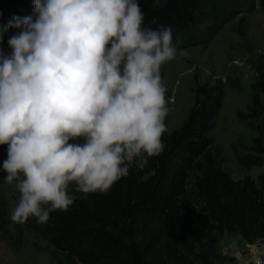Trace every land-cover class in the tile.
Returning a JSON list of instances; mask_svg holds the SVG:
<instances>
[{
  "label": "clouds",
  "instance_id": "clouds-1",
  "mask_svg": "<svg viewBox=\"0 0 264 264\" xmlns=\"http://www.w3.org/2000/svg\"><path fill=\"white\" fill-rule=\"evenodd\" d=\"M33 2L0 25V43L17 30L10 54L0 48V145L19 224H46L165 151L161 70L178 54L170 26H145L140 0Z\"/></svg>",
  "mask_w": 264,
  "mask_h": 264
},
{
  "label": "trees",
  "instance_id": "trees-1",
  "mask_svg": "<svg viewBox=\"0 0 264 264\" xmlns=\"http://www.w3.org/2000/svg\"><path fill=\"white\" fill-rule=\"evenodd\" d=\"M256 1L264 14V0ZM232 4L140 0L145 26H170L177 49L199 43L211 29L212 38ZM33 9V0H0V25ZM16 31L10 29L0 43L6 53ZM222 99L217 86H197L186 119L162 137L159 157L144 167L134 163L106 194L80 196L67 211L51 213L46 224L30 217L24 225L61 250L67 264H224L231 258L221 251L224 233L248 244L264 240V173L233 179L217 164L222 150L211 130ZM236 116L262 134L235 153L237 163L244 169L264 166V79L256 80L250 103ZM13 198L16 205L19 193ZM9 224L0 201V233Z\"/></svg>",
  "mask_w": 264,
  "mask_h": 264
},
{
  "label": "rangeland",
  "instance_id": "rangeland-1",
  "mask_svg": "<svg viewBox=\"0 0 264 264\" xmlns=\"http://www.w3.org/2000/svg\"><path fill=\"white\" fill-rule=\"evenodd\" d=\"M230 2L233 3L231 9L223 7L226 17L222 18L221 28L212 38L213 29L200 38L199 43L178 48L176 59L162 66L161 76L170 108L165 123L168 132L178 128L194 102V89L200 85L217 86L223 94L211 130L214 144L222 150L217 164L233 179L256 178L264 173V166L244 169L237 163L235 153L244 152L242 146L262 134L240 122L236 113L246 110L254 83L264 79V14L256 0ZM179 50L187 55L180 56ZM7 147L3 145L0 149V201L10 219L15 207L13 195L18 191L14 184L9 185L3 179L6 173L2 163L7 158ZM137 165L140 166L138 162ZM220 244L221 251L231 256L224 264H246L245 258L251 254L261 257L264 264V240L248 244L240 236L230 237L224 233ZM0 264L67 263L61 250L24 224L10 219L7 231L0 233Z\"/></svg>",
  "mask_w": 264,
  "mask_h": 264
},
{
  "label": "built area",
  "instance_id": "built-area-1",
  "mask_svg": "<svg viewBox=\"0 0 264 264\" xmlns=\"http://www.w3.org/2000/svg\"><path fill=\"white\" fill-rule=\"evenodd\" d=\"M245 260H246V264H262L263 263L261 257H258L255 254L248 255L245 258Z\"/></svg>",
  "mask_w": 264,
  "mask_h": 264
}]
</instances>
